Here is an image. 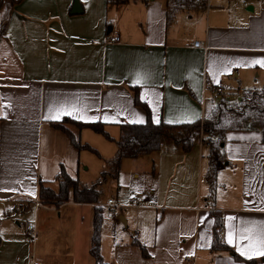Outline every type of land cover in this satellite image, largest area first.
Wrapping results in <instances>:
<instances>
[{
    "label": "crops",
    "instance_id": "1",
    "mask_svg": "<svg viewBox=\"0 0 264 264\" xmlns=\"http://www.w3.org/2000/svg\"><path fill=\"white\" fill-rule=\"evenodd\" d=\"M207 1L168 25L166 0H3L0 264H96L93 221L96 207L105 205L76 202L73 192L60 206L39 199L40 183L57 189L63 168L79 179L90 169V150L78 149L54 123L102 122L118 140L122 123L147 121L133 86L156 123L204 118L224 94L216 87L233 90V72L238 93L264 88V0ZM112 35L120 42L110 43ZM198 40L207 48L193 47ZM63 125L99 151L98 172L117 153L116 141L103 134ZM208 145L198 140L189 152L165 146L123 160L119 179L124 165L131 168L144 183L137 191L144 199L140 206L119 203V215L103 213L106 264H264V133L227 132L214 202ZM212 211L221 220L217 232ZM215 240L229 249L214 248Z\"/></svg>",
    "mask_w": 264,
    "mask_h": 264
},
{
    "label": "trees",
    "instance_id": "2",
    "mask_svg": "<svg viewBox=\"0 0 264 264\" xmlns=\"http://www.w3.org/2000/svg\"><path fill=\"white\" fill-rule=\"evenodd\" d=\"M20 1V0H15ZM131 0H107L108 4L121 5ZM149 2L150 0H140ZM207 0H166L167 24L175 22L177 15L182 11L198 12L207 7ZM3 0H0V8ZM135 104L143 107L147 112V121L144 123L125 122L120 125L121 136L115 140L106 130L102 122H82L70 117H65L63 121L54 123V125L69 134L73 144L78 149H87L98 156L99 151L88 143H82L77 140L75 135L64 127L63 123L70 122L76 124L79 128H91L95 132L103 134L107 139L116 141L118 150L115 156L104 159V167L96 182L92 185L83 184L80 179L72 177L63 168L58 177V188L40 183L39 199L43 204H54L60 206L69 200L70 193L73 192L76 202L99 203L103 193L102 188L109 180L117 181L122 169V163L125 158H137L141 155L151 154L161 150L165 146H175L179 149L189 152L195 143L200 140L202 135L212 137L209 143V168L206 174V180L210 186L209 198L215 201L218 188L217 175L219 164L226 160L225 142L226 134L230 130L252 129L261 130L264 133V88L253 87L244 89L242 96L236 101H230L224 95L218 102L212 101L206 109L204 118L192 122L168 123L166 121L154 122L151 117L149 106L141 100L138 89L133 86ZM215 216V232H217L221 220L216 212H211ZM103 223V207L97 206L95 209L93 221V237L91 245V254L96 260V264H106L100 251L101 228ZM214 242V248L228 246ZM143 253L147 255L146 248L135 241ZM234 257L253 263V260L243 258L241 255L232 251Z\"/></svg>",
    "mask_w": 264,
    "mask_h": 264
},
{
    "label": "rangeland",
    "instance_id": "3",
    "mask_svg": "<svg viewBox=\"0 0 264 264\" xmlns=\"http://www.w3.org/2000/svg\"><path fill=\"white\" fill-rule=\"evenodd\" d=\"M231 74L232 75L229 76L230 77L229 79L231 82L230 85L233 87V90L226 91V93H224V94H220V95L217 94L216 98L218 100H220L224 95H226L230 92L232 93L231 95H233L231 98L232 100H230L232 102L236 101L237 95L238 96L240 95L239 99L242 96L243 91L241 93H238L236 90L237 88L234 85L235 72H233ZM234 88H236V89H234ZM228 99H230V97ZM89 156H90V159H88V163L86 164V166L89 167V165H90V167H89L90 169L81 172L80 181L83 184L92 185L94 182H96V180L98 179V177L100 175V172H98V169L95 168V162L99 161L100 158L96 153H94L92 151L89 152ZM122 165H123V163H122ZM141 185H144V183L142 181H136L134 176H133V173L131 171V168L124 165L123 175H122V178L119 179V184L117 181L109 180L107 183H105V185L102 188L103 193H102L99 201H101V203L103 205H105V209H104L103 213L105 215L107 214L108 216L111 215L112 212H113V214L118 213V215H119V213H120V208L118 207L119 203H121L125 206L128 203H131V202L133 203L132 200L135 197L140 198V199H144L143 195H141L140 193L137 192L138 190H140L142 188ZM145 185H146V183H145ZM56 186H57V184H53L54 188H56ZM108 198H114L116 200L115 211H113L111 207L108 208V206H107L108 205L107 204ZM119 219H120V217H119Z\"/></svg>",
    "mask_w": 264,
    "mask_h": 264
},
{
    "label": "built area",
    "instance_id": "4",
    "mask_svg": "<svg viewBox=\"0 0 264 264\" xmlns=\"http://www.w3.org/2000/svg\"><path fill=\"white\" fill-rule=\"evenodd\" d=\"M120 40H121V38L119 36H113L112 35V36H110L108 38V41L110 43H118V42H120ZM192 46L195 47V48H203V49L207 48V46L202 41H199V40L198 41H194ZM215 91L217 93H225L227 91V89H226L225 85L224 86L221 85V86L216 87ZM200 141L203 144H205V143L209 144L212 141V137H210L208 135H202L201 138H200ZM132 201H133V204H135L137 206H140V205L143 204V199H140V198H136L135 197V198H133ZM35 203H36V205H40V201L36 200ZM108 204L110 205L112 210L115 211L116 202H115V200L113 198L108 199ZM30 230H33V226H30ZM219 233H220V236H221V240H224L225 231L223 229H221L219 231Z\"/></svg>",
    "mask_w": 264,
    "mask_h": 264
},
{
    "label": "water",
    "instance_id": "5",
    "mask_svg": "<svg viewBox=\"0 0 264 264\" xmlns=\"http://www.w3.org/2000/svg\"><path fill=\"white\" fill-rule=\"evenodd\" d=\"M74 12H76V11H74Z\"/></svg>",
    "mask_w": 264,
    "mask_h": 264
}]
</instances>
